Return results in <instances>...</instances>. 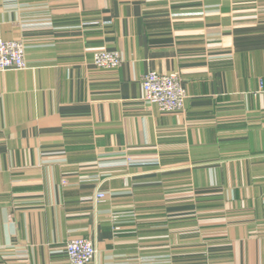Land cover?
<instances>
[{
  "label": "crops",
  "instance_id": "crops-1",
  "mask_svg": "<svg viewBox=\"0 0 264 264\" xmlns=\"http://www.w3.org/2000/svg\"><path fill=\"white\" fill-rule=\"evenodd\" d=\"M0 37L28 65L0 71V264L74 236L89 264H264V0H0ZM150 70L183 111L144 102Z\"/></svg>",
  "mask_w": 264,
  "mask_h": 264
},
{
  "label": "built area",
  "instance_id": "built-area-1",
  "mask_svg": "<svg viewBox=\"0 0 264 264\" xmlns=\"http://www.w3.org/2000/svg\"><path fill=\"white\" fill-rule=\"evenodd\" d=\"M123 61L120 52L101 49L94 53L92 65L99 69H115L119 68ZM27 67L24 42L0 37V71L22 70ZM142 86L146 104L156 106L164 113L184 110L186 91L179 75L150 70L143 76ZM126 162L133 163L129 157ZM105 196L104 193H99L97 199L102 200ZM65 252L67 264H89L97 256V247L86 237L74 236L66 241Z\"/></svg>",
  "mask_w": 264,
  "mask_h": 264
}]
</instances>
